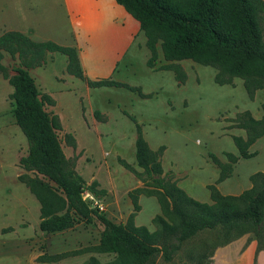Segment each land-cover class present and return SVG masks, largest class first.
<instances>
[{
	"label": "trees",
	"instance_id": "trees-1",
	"mask_svg": "<svg viewBox=\"0 0 264 264\" xmlns=\"http://www.w3.org/2000/svg\"><path fill=\"white\" fill-rule=\"evenodd\" d=\"M115 1L140 23L146 33L152 53L148 63L151 68L156 67L160 44L165 60L169 62L161 68L173 71L180 85H185L188 80L180 62L191 60L215 68L218 71L215 82L220 86L233 85L236 78L242 79L251 100L259 90H264V33L260 21V14H264L263 0ZM49 53L66 56L67 72L86 81L91 88L125 87L142 97H151L145 96L140 88L124 83L87 81L78 52L73 47L53 41L37 42L13 30L0 35V75L14 89L11 98L15 103L16 124L29 146L28 154L20 160L25 173L19 176V181L40 204V230L57 234L81 223L93 224L95 220L104 226L97 245L54 255L44 253L37 262L54 264L84 254L114 256L107 262L91 256L84 264H155V258L160 254L170 262L185 242L204 232H220L223 241L212 248L252 234L258 241L259 250H264V173L252 175V188L238 196H225L217 187L233 175L240 158L257 156L251 147L264 137V116L256 119L250 111H245L234 119H226L233 123L229 129H243L247 135L233 136L239 155L225 152L227 162L209 153L208 157L220 169L217 183L208 186L213 201L209 204L192 198L179 186L175 173L165 171L162 156L166 147L153 150L137 118L124 112L137 128V167L122 157H118V163L139 179L143 187L129 192L133 211L125 224H117L85 199L86 193L104 198L108 190L98 181L87 184L77 172L79 155L73 159L65 156L59 137L63 130L61 118L46 108L55 107L56 101L40 92L31 74V70L46 63ZM7 55L16 63L14 75L3 63ZM262 106L264 111V104ZM100 115L95 112L96 118L100 119ZM65 140L77 149L78 143L72 134H67ZM142 196L154 197L159 203L161 214L153 219L154 232L146 226L136 225ZM207 254L198 255V259L205 260Z\"/></svg>",
	"mask_w": 264,
	"mask_h": 264
},
{
	"label": "rangeland",
	"instance_id": "rangeland-1",
	"mask_svg": "<svg viewBox=\"0 0 264 264\" xmlns=\"http://www.w3.org/2000/svg\"><path fill=\"white\" fill-rule=\"evenodd\" d=\"M85 8V15H88V5H85ZM66 15L62 0H0V35L8 31H16V29L32 28L36 34H39L33 38L37 42L55 40L53 42L59 41L57 43L59 45L68 46L73 35L69 33L71 27ZM260 21L264 33V14H260ZM80 51L86 61L89 79L109 80L119 61L115 53L97 52L98 57L107 59L109 67L93 68L90 63V53L85 48ZM3 63L14 75L13 66L16 63L12 58L7 55ZM67 65L66 56L49 53L46 63L42 67L33 69L31 74L41 93L55 92L58 105L54 108L50 106L46 108L48 112L56 113L61 118L63 130L59 132V137L65 156L73 159L75 155H79L77 172L87 184L98 181L108 190V195L104 198L98 199L86 193L85 199L92 207L104 212L113 222L125 223L133 211V204L128 195L130 191L136 189L133 186L136 178L120 166L118 157H122L127 162L134 159L135 149L131 136V127H134V124L131 123L132 126L122 123V126L112 125L106 115H100V119L96 118L95 122L91 121L89 117L91 104L99 113L101 110L98 108L114 107L119 101L110 99V103L106 105V99L100 93L92 92L91 96L88 95L80 79L75 78L79 85L74 86L69 80ZM138 69L140 70L139 66ZM126 70L125 62L120 66L118 76ZM75 88L78 90L74 92ZM199 88V80H197L193 85L196 94ZM13 91L8 80L0 75V264H45L37 262L44 253L54 255L97 245L104 226L95 220L93 224L81 223L74 229L57 234H47L40 230V204L29 189L19 181V176L25 173L20 160L28 154L29 146L25 135L16 124L15 103L11 98ZM194 98L192 101L186 100L183 105L186 109L188 108V114H192L197 121L190 135L193 141H185L183 145L189 155L188 158L201 162L202 159L199 158L203 155L197 156L198 153L219 149L225 144L222 143L220 147L213 148L205 134L198 128V125L207 121L210 115L216 114L217 111L213 112V110L218 109L215 104L219 99L200 101L198 97ZM210 104L214 106L210 107ZM237 107L241 111L240 106ZM232 112L231 110V114ZM228 118L226 114H222L217 121H226ZM67 134H72L76 138L77 149L74 150L66 143ZM199 143L201 145L197 146ZM188 163H192V160ZM254 167L259 166L255 164ZM153 199L155 202H140L142 209L136 217L138 219L136 224L141 225L140 223L147 221L149 217L155 218L160 214L155 210L159 207L158 201L156 198ZM153 219L152 224L148 222L151 227L154 225ZM143 226L146 225L143 224ZM249 235L253 239V235ZM263 238L264 235L262 240ZM220 241H223L220 232H204L185 242L182 249L174 254L173 261L166 262L160 254L155 258L154 263L196 264V261H199L198 255L207 252L209 256L213 245ZM91 256H96L101 262L114 258L113 255L84 254L54 264H84ZM208 262L209 259L206 258L204 264Z\"/></svg>",
	"mask_w": 264,
	"mask_h": 264
},
{
	"label": "crops",
	"instance_id": "crops-1",
	"mask_svg": "<svg viewBox=\"0 0 264 264\" xmlns=\"http://www.w3.org/2000/svg\"><path fill=\"white\" fill-rule=\"evenodd\" d=\"M62 2L66 10L68 24L71 27L69 33L73 35L71 43L67 45L75 48L78 52L87 81H99L100 79H89L86 61L80 50L85 48L90 53V63L93 68L109 67L107 59L98 57L97 52H114L119 61L109 80L140 88L145 96H151L150 98L142 97L138 92L125 87L91 88L86 81L81 80L88 95L91 96L92 92L100 93L105 97L106 105L110 103V99L119 101L114 107L98 108L101 110L100 114L106 115L112 125L122 126V123L132 126L134 124V127H131V136L136 156L137 128L135 123L123 112L127 111L128 114L135 116L143 126V134L150 147L153 150H158L162 146L166 147L162 156L165 171H173L179 186L192 198L202 203L213 204L208 186L217 183L220 177V169L208 157L209 153L214 152L221 161L227 162L224 152L239 155L233 136L246 137L247 135L243 129H229L233 123L220 122L217 119L222 114L234 119L238 113L245 111H250L256 119H262L264 116L262 106L264 104V90H259L255 99L251 100L242 79L236 78L233 85L220 86L215 82L218 73L215 68L202 67V65H197L191 60L180 62L188 74L187 83L180 85L173 71L161 68L168 65L169 62L165 60L160 44L157 51L156 67L151 68L149 66L152 53L149 51L146 33L141 28L140 23L115 0H62ZM85 5H88V15H85ZM16 31L22 32L32 39L39 35L32 28L16 29ZM125 62L127 70L118 76L119 68ZM69 78L74 86L79 85L78 78L75 79L76 77L72 75ZM197 80H199L200 85L198 94L193 90V85ZM77 90V88L73 89L74 92ZM47 94L56 101L57 106L55 92L49 91ZM194 97H198L200 101L219 99L215 104L218 109L213 110V112L217 111L216 114L210 115L207 121L198 125V128L205 134L213 148L220 147L222 143L225 144L219 149L198 153L197 156L203 155L199 158L202 159L201 162L188 158L189 155L183 145L185 141H193V137L190 135L193 127L197 125L192 114H188V108L183 106L186 100L192 101L195 99ZM209 106L213 107L214 105L210 104ZM237 106H240L241 111ZM95 110L97 109L91 104L89 117L94 122L97 121ZM231 110L233 111L232 114ZM196 118L198 119L197 115ZM199 145L201 144L199 143L197 146ZM251 151L257 152V156L249 159L240 158L234 166L233 176L217 185L223 195L238 196L242 194L252 188L250 179L252 175L259 172L264 173V137L251 147ZM135 156L133 161L128 162L137 167ZM193 156L197 158L196 155ZM191 160L192 163H188ZM255 164H258L259 167H254ZM133 186L139 188L143 186V183L136 178ZM153 198L142 196L140 202H155ZM155 210L161 214L160 206ZM153 218L154 216H151L147 221L140 223L141 225H136L143 226L144 224L151 232H154L156 227L154 225L151 227L148 224V222L152 224ZM135 222L138 223L137 218ZM210 253L211 256L210 254L207 255L209 264H264V250H259L258 241L250 238L249 234L229 244L211 248ZM205 261L206 258L196 261V264H204Z\"/></svg>",
	"mask_w": 264,
	"mask_h": 264
}]
</instances>
